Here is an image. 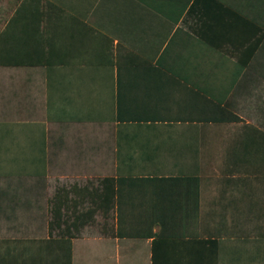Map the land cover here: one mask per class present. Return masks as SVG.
Wrapping results in <instances>:
<instances>
[{"label": "crops", "instance_id": "obj_1", "mask_svg": "<svg viewBox=\"0 0 264 264\" xmlns=\"http://www.w3.org/2000/svg\"><path fill=\"white\" fill-rule=\"evenodd\" d=\"M0 49L30 199L0 263L264 264V0H20Z\"/></svg>", "mask_w": 264, "mask_h": 264}, {"label": "rangeland", "instance_id": "obj_2", "mask_svg": "<svg viewBox=\"0 0 264 264\" xmlns=\"http://www.w3.org/2000/svg\"><path fill=\"white\" fill-rule=\"evenodd\" d=\"M20 0H0V29L5 21L13 14L14 8ZM14 65V66H13ZM19 64L0 65V240L10 241L22 238V231H17L15 223L16 213L14 208L21 202H29V198H23L16 194L17 181L16 170V86L15 78L23 71H18ZM21 67V66H20ZM253 102V101H251ZM256 103V102H255ZM255 114L256 112H250ZM254 116V115H253ZM264 120V119H263ZM253 121V119H249ZM45 169V168H44ZM40 190V207L44 205V199H47L46 192L42 197ZM21 205V204H20ZM19 235V236H18ZM14 264V262L0 263Z\"/></svg>", "mask_w": 264, "mask_h": 264}, {"label": "trees", "instance_id": "obj_3", "mask_svg": "<svg viewBox=\"0 0 264 264\" xmlns=\"http://www.w3.org/2000/svg\"><path fill=\"white\" fill-rule=\"evenodd\" d=\"M12 64H18L15 55L9 54V52H4L0 49V65H12ZM14 66V65H13ZM118 181L113 182L112 179H103L99 183L102 186L103 190L108 192L111 196L110 200H113V196L116 195L117 199V194H116V185ZM53 217L56 215L52 214Z\"/></svg>", "mask_w": 264, "mask_h": 264}]
</instances>
